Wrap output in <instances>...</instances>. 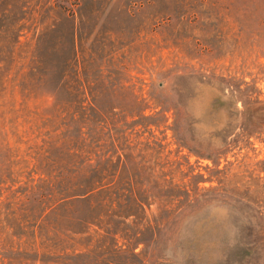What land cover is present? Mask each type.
Returning a JSON list of instances; mask_svg holds the SVG:
<instances>
[{"label": "rangeland", "instance_id": "rangeland-1", "mask_svg": "<svg viewBox=\"0 0 264 264\" xmlns=\"http://www.w3.org/2000/svg\"><path fill=\"white\" fill-rule=\"evenodd\" d=\"M75 1L84 95L92 81L109 90L126 122L134 96L143 99L149 124L117 133V145L143 155L136 193L176 198L165 206L174 234H159L153 264H264L262 108L248 116L236 97L254 86L264 106V19L248 0ZM121 264L149 261L143 252Z\"/></svg>", "mask_w": 264, "mask_h": 264}, {"label": "trees", "instance_id": "trees-1", "mask_svg": "<svg viewBox=\"0 0 264 264\" xmlns=\"http://www.w3.org/2000/svg\"><path fill=\"white\" fill-rule=\"evenodd\" d=\"M248 1L264 19V0ZM75 7L0 0V264H121L143 252L153 264L160 236L174 234L175 208L165 206L176 198L135 192L146 181L132 170L143 155L117 145L116 134L143 131L149 117L139 96L128 122L114 117L109 90L95 81L84 95ZM236 92L248 116L260 105L263 122L259 91ZM152 203L158 212L148 218Z\"/></svg>", "mask_w": 264, "mask_h": 264}]
</instances>
